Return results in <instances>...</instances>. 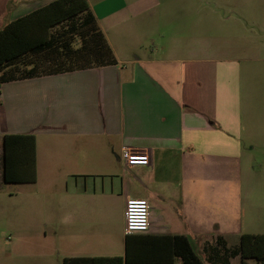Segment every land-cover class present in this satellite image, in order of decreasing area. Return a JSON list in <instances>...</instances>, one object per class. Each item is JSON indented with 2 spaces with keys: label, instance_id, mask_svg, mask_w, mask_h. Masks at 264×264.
Wrapping results in <instances>:
<instances>
[{
  "label": "crops",
  "instance_id": "1",
  "mask_svg": "<svg viewBox=\"0 0 264 264\" xmlns=\"http://www.w3.org/2000/svg\"><path fill=\"white\" fill-rule=\"evenodd\" d=\"M53 1L0 0V30ZM205 2L221 6L219 0H101L96 6L88 0L117 64L0 85V189L49 188L84 175L77 192L83 208L65 207L59 213L68 217L65 226L118 191L125 203L130 197L150 204L147 233L121 229L122 254L64 259L125 264L127 243L130 261L141 243L148 261L180 264L171 238L183 236L210 264L207 247L220 249L219 239L234 249L243 235L264 234V193L245 173L252 151L264 146V14L206 13ZM8 135L34 137V182H5ZM123 149L147 157V164L126 168ZM135 184L147 192L134 191ZM60 238L75 243L69 233ZM102 239L97 229L84 232L89 251ZM237 261L240 256L229 264Z\"/></svg>",
  "mask_w": 264,
  "mask_h": 264
},
{
  "label": "trees",
  "instance_id": "2",
  "mask_svg": "<svg viewBox=\"0 0 264 264\" xmlns=\"http://www.w3.org/2000/svg\"><path fill=\"white\" fill-rule=\"evenodd\" d=\"M84 16L78 32L80 47H73L76 34L54 38L52 29ZM76 38V40H75ZM117 61L89 9L88 0H56L7 24L0 30V85L29 78L68 73L77 70L115 65ZM6 183H32L35 180V139L33 136L8 135L4 139ZM210 249V264H229L240 256V264H264V234H245L239 246L230 249L221 243ZM172 254L180 264H206L193 251L187 238H171ZM138 243L135 259L130 261V244L126 245L125 264H176L174 260L148 261L145 245ZM145 244V243H144ZM78 259H64L75 264Z\"/></svg>",
  "mask_w": 264,
  "mask_h": 264
},
{
  "label": "rangeland",
  "instance_id": "3",
  "mask_svg": "<svg viewBox=\"0 0 264 264\" xmlns=\"http://www.w3.org/2000/svg\"><path fill=\"white\" fill-rule=\"evenodd\" d=\"M100 1L89 0L92 6ZM239 1L241 0H219V7L205 2L206 13L229 14L233 8L242 13L247 10L251 14H264V0H249L247 6ZM83 18L84 16H79L73 22L54 27L52 36L65 38L74 33L77 40L75 38L76 41H73V47H80L81 32H78V26ZM251 154V163L246 164L245 173L251 174L254 189L264 193V146L257 145ZM85 181L84 175H79L60 178L49 188L42 183L36 186L3 185L0 189V264H62L66 256L73 254H122L120 231L125 228L126 203L120 198V191L102 196L100 201L99 198L96 199L88 214L82 212L75 221L69 219L67 226L64 223L68 217L59 215L65 207L83 208L85 198L77 195V192L83 190ZM133 190L141 194L147 192L139 184L133 185ZM87 229H97L102 234L100 245L90 247V250H97V253L89 251L84 242V232ZM55 232L59 235L55 236ZM63 233H69L75 243L69 244L68 241L61 240L60 235ZM198 253L202 258L205 257L201 249Z\"/></svg>",
  "mask_w": 264,
  "mask_h": 264
},
{
  "label": "built area",
  "instance_id": "4",
  "mask_svg": "<svg viewBox=\"0 0 264 264\" xmlns=\"http://www.w3.org/2000/svg\"><path fill=\"white\" fill-rule=\"evenodd\" d=\"M123 159L126 168L136 165H146L147 157H137L129 149H123ZM151 222V207L147 200L128 197L125 206V235L145 234L149 231Z\"/></svg>",
  "mask_w": 264,
  "mask_h": 264
}]
</instances>
